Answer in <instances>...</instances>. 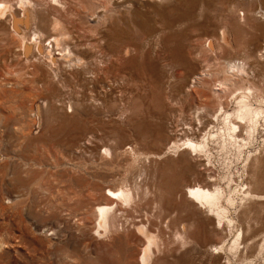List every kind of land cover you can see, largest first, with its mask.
<instances>
[{
	"label": "rangeland",
	"instance_id": "1",
	"mask_svg": "<svg viewBox=\"0 0 264 264\" xmlns=\"http://www.w3.org/2000/svg\"><path fill=\"white\" fill-rule=\"evenodd\" d=\"M42 10L38 25L63 43L45 42L38 59L0 26V264H142V224L158 241L149 264H264V201L244 193L250 183L264 194L245 166L264 158V127L240 154L215 115L264 86V0H59ZM244 61L248 76L229 71ZM208 131V153L170 148ZM208 175L234 198L246 231L237 254H210L236 229L185 195ZM110 189L133 197L113 200ZM112 204L118 227L99 228L98 207Z\"/></svg>",
	"mask_w": 264,
	"mask_h": 264
},
{
	"label": "bare ground",
	"instance_id": "2",
	"mask_svg": "<svg viewBox=\"0 0 264 264\" xmlns=\"http://www.w3.org/2000/svg\"><path fill=\"white\" fill-rule=\"evenodd\" d=\"M53 1L58 2L59 0H17L14 3L13 2L11 3V1L0 0V26H2V28L4 26L3 29L6 28L8 30V33L10 32L11 36H14L16 38L15 40H18L20 42V44H21L20 47L22 49L21 54L23 56L25 55V58H27L28 60L38 59L39 57H42L44 55L46 49H48L50 46L54 47V45H59V43L62 41L61 39H60L61 41L59 40V37H58V34L56 33L55 28H53V30H54L53 32L47 33L42 29L43 26L41 27L38 25V24H40L39 22H43V21H41V19H43V18L45 19V17H43V16H46V14L42 15V18H41L40 10H42L43 8L42 9H38V8L39 7L41 8L42 5L44 4L45 8L42 10V11H44L46 9V7H48L49 4L52 3ZM45 12H46V10L44 11V13ZM44 13H42V14H44ZM45 21H47V20H45ZM42 25H44V24H42ZM65 29H67V28H65ZM60 30H62V29H60ZM66 33L70 34L69 31ZM32 35H34V41H32ZM221 39L224 40L225 42L228 40L225 33H221ZM47 41H49L50 43H49V47L46 46L47 47L46 48L44 43ZM62 43H63V41H62ZM64 44L67 45V43H64ZM210 44L212 47L213 43L211 42ZM56 50H55V52H56ZM49 58H50V60H49L50 63H52V64L57 63L56 57L52 53L50 54ZM248 66H249V63H247V61L246 62L245 61L244 62H235V63L232 62L228 65V69L230 72L233 71V73H237L238 75L240 74V75H242L241 77L244 78V75L248 76V74H249ZM58 69H60V68H58ZM232 99H233V102L235 103L234 111L228 110L226 108L227 106L224 105L225 103L221 102V103H219L218 110L215 113L217 121H219L221 119L223 121V124H224L223 133H222V135H219V136L221 137V139H223V142L225 143L226 147L234 146L237 148V150L239 151L240 154H245L246 153L245 149L249 148V145H251L252 141L255 138L256 132H259V130H260V126L264 127V125L262 123L264 121V86L257 89L256 92L252 88H247L246 90H244V91L240 92L239 94H237L236 96H234ZM38 113H39V109H38ZM191 128L192 127L190 126L189 130L192 131ZM243 128L247 129V136H245L242 133ZM193 137L191 138L189 136V138H187V140L183 144H181L180 146L176 142H173L172 145H170V148H172V149L174 148L175 150H180L182 152L185 150V153L188 150L189 151L188 153H190L191 156H192V153L195 154V156H197L198 154H201V153H205V152L208 153L210 141L213 139H216L217 135H213L211 131H208L205 133L202 141H196L193 139ZM172 149H170V150H172ZM249 149H247V150H249ZM182 155H185V154H181V156ZM190 155L186 156L187 159L189 158L188 156H190ZM261 158L262 157H260V158L255 157L254 158L250 154V155H248L247 159L245 160V162H246L245 166H247V164L250 163V165H252L253 168L254 167L256 168L255 173L253 172V174H254L253 178H254V182L257 185H258V183L262 184L264 182V180H263L264 177L262 179L261 175L258 176V173H260V172H258V170L260 168L263 169V167H264V160H263L264 158L262 160H261ZM209 163H210V160H209ZM250 171L252 172V170H249V172ZM260 171H262V170H260ZM207 177H208V182L210 183V185H202L200 183L188 185L186 187V190H185L186 191L185 195L188 199L192 200V202H194V204H196L199 207V209H201L206 214L208 219H209V217L211 220H212V218H214V221H216L217 224L223 225V226L227 225L230 228L231 232H233V228L236 229L234 233H231L232 236L230 237V239L228 241H224V242L219 243L217 245L213 244L212 247L210 246L211 249H208L210 254L218 255V256L221 254L222 255L223 254H225V255L231 254L233 252H236V254H237L239 252L241 246L243 245L244 238H246L245 237L246 231H244L240 225L236 224L237 226H235L236 220H235V218H233V215L231 214V211L235 205L234 198H228V196H227L228 193H227L226 189L220 184V182H218L217 178H215L212 175H208ZM251 177H252V175H251ZM229 180H230L229 187H230L231 191H233L234 187L232 186V183L235 181L233 178H231ZM257 185L255 187H257ZM240 186L241 185H238V187H240ZM249 186H250V183L247 184V189L244 191L246 197H248V199H251V200H258V201L262 200V201H264V194L253 193L254 190L252 189V187L254 188V186H250V187ZM261 186L262 185H260L259 187L261 188ZM257 191H259V190H257ZM109 193L110 194L108 196L111 199L122 200L123 202H126V203L130 202L132 197H133L132 193L130 192V189L129 190L120 189L118 191H113L110 189ZM261 206L263 207L264 204L261 203ZM248 208H250V206ZM115 209H116L115 204L103 205V206L101 205L98 207L96 214H98L97 225L99 228L104 227L105 229H107L110 226L111 222L112 223L115 222L114 226L118 227V224L116 225L117 217H116V210ZM246 214L247 213H245V215ZM248 230H250V228L247 229V232H248ZM137 232L145 239V246L143 248V254L141 255L140 262L142 264H149L150 261H153L152 260L153 247L158 242V241H156L157 237L153 234V232H150L149 229H147V227L144 224L137 226ZM178 235H179V233H178ZM179 236L184 237V243H189L188 240L190 241V239L187 238L188 240H185V236H182L181 234ZM181 240H182V238H181ZM263 240H264V238H263ZM228 244H229V246H228ZM262 245L264 246V241H263ZM247 248H248V246H247ZM262 248L263 247H261V249ZM262 250H264V249H262ZM247 262H249V261H247ZM153 263H154V261H153ZM227 264H231V262L228 261Z\"/></svg>",
	"mask_w": 264,
	"mask_h": 264
}]
</instances>
